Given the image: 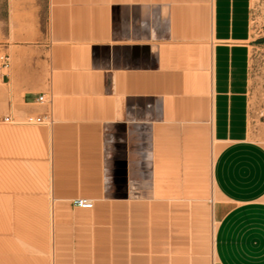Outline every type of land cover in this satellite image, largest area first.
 Listing matches in <instances>:
<instances>
[{"label": "crops", "instance_id": "0c3cea01", "mask_svg": "<svg viewBox=\"0 0 264 264\" xmlns=\"http://www.w3.org/2000/svg\"><path fill=\"white\" fill-rule=\"evenodd\" d=\"M251 7L47 0L45 34L27 23L4 53L0 118L50 123L36 122L49 143L45 176L4 184L0 264H264ZM200 216L215 225L209 263L187 240V219Z\"/></svg>", "mask_w": 264, "mask_h": 264}, {"label": "rangeland", "instance_id": "374dc122", "mask_svg": "<svg viewBox=\"0 0 264 264\" xmlns=\"http://www.w3.org/2000/svg\"><path fill=\"white\" fill-rule=\"evenodd\" d=\"M251 6L252 34L248 42L250 59L247 91L249 130L251 139L264 145V0H251ZM32 22L36 34H45L48 22L47 0H0V56L14 43L15 35L24 33L25 25ZM42 128L35 119L15 121L12 124L0 123V198L2 194L5 200L9 198L10 193L7 191L10 186L4 185L9 179L45 176L43 170L49 161V143ZM1 203L0 200V211L7 210L9 202ZM9 220L7 216L0 217L2 237L8 235ZM187 226L190 230L187 240L193 248L191 255H201L209 263L215 229L213 221L210 217H192L187 219Z\"/></svg>", "mask_w": 264, "mask_h": 264}, {"label": "built area", "instance_id": "2783aa9c", "mask_svg": "<svg viewBox=\"0 0 264 264\" xmlns=\"http://www.w3.org/2000/svg\"><path fill=\"white\" fill-rule=\"evenodd\" d=\"M9 67H10L9 57L7 55H1L0 56V80L2 79V77L5 76V73H7V71L9 70ZM37 101L41 104L46 102L45 95L39 96ZM1 121L5 122V123H14L15 122V120L10 116L0 118V122ZM36 122L39 124L50 123V121L47 119V117L37 118ZM74 204L77 207L83 208V209H92L94 206V203L88 199H77Z\"/></svg>", "mask_w": 264, "mask_h": 264}]
</instances>
